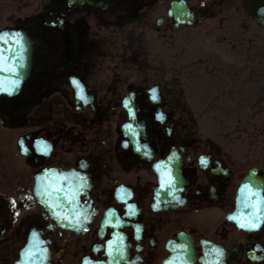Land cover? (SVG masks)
Here are the masks:
<instances>
[{"label": "flooded vegetation", "instance_id": "1", "mask_svg": "<svg viewBox=\"0 0 264 264\" xmlns=\"http://www.w3.org/2000/svg\"><path fill=\"white\" fill-rule=\"evenodd\" d=\"M242 3L0 0V31L32 47L0 95V264H264V147L201 131L180 71H161L181 27L255 45ZM253 168L262 198L238 206Z\"/></svg>", "mask_w": 264, "mask_h": 264}, {"label": "rangeland", "instance_id": "2", "mask_svg": "<svg viewBox=\"0 0 264 264\" xmlns=\"http://www.w3.org/2000/svg\"><path fill=\"white\" fill-rule=\"evenodd\" d=\"M248 21L242 37L255 45L245 42L243 53L216 33L203 34L205 26L167 32L161 37V71H180L201 131L253 154L264 147V115L258 114L264 108V26Z\"/></svg>", "mask_w": 264, "mask_h": 264}, {"label": "water", "instance_id": "3", "mask_svg": "<svg viewBox=\"0 0 264 264\" xmlns=\"http://www.w3.org/2000/svg\"><path fill=\"white\" fill-rule=\"evenodd\" d=\"M247 15L264 23V14L258 11L264 8V0H245L243 4ZM31 42L23 32L14 29H4L0 32V94L15 93L30 75ZM251 176L247 177L240 187L237 197L249 195L247 189ZM259 196V192L253 193Z\"/></svg>", "mask_w": 264, "mask_h": 264}, {"label": "snow or ice", "instance_id": "4", "mask_svg": "<svg viewBox=\"0 0 264 264\" xmlns=\"http://www.w3.org/2000/svg\"><path fill=\"white\" fill-rule=\"evenodd\" d=\"M258 11L261 12L262 14H264V8H260V9H258ZM73 84H74V86H76L77 89L79 90L78 94H80L81 99H84V97H83V95H82V89L80 88V85L78 84V82L75 81V80H73ZM9 94L11 95L12 93H9ZM157 98H158V97H157V94H156V90L153 89V90H152V99H153V101H156ZM157 118H158V119H163L162 116H158ZM241 226L243 227L244 225H241Z\"/></svg>", "mask_w": 264, "mask_h": 264}]
</instances>
